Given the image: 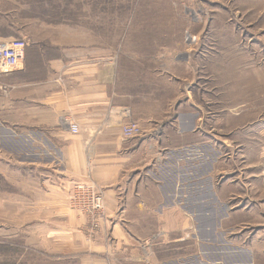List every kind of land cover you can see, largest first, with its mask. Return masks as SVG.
I'll return each instance as SVG.
<instances>
[{
    "label": "crops",
    "instance_id": "0c3cea01",
    "mask_svg": "<svg viewBox=\"0 0 264 264\" xmlns=\"http://www.w3.org/2000/svg\"><path fill=\"white\" fill-rule=\"evenodd\" d=\"M18 30L27 40L24 57L0 70V138H9V158L41 170L43 181L49 178L59 190L49 213L64 214L68 222L80 213L69 205L72 187L94 186L103 213L92 251L103 250L107 231L112 248L128 249L138 263L154 247L152 257L176 264L172 257L181 256L156 253L192 246L194 231L206 228L196 220L214 213L211 206L223 215L235 208L230 193L214 190L217 161L206 151L226 143L220 116L210 115V97L201 92L203 81L188 75L189 55L171 62L163 96L161 73L134 60L128 49L117 55L113 47L36 39L0 14V40L18 36ZM129 119L143 127V135L122 136ZM71 121L77 132L70 130Z\"/></svg>",
    "mask_w": 264,
    "mask_h": 264
},
{
    "label": "rangeland",
    "instance_id": "374dc122",
    "mask_svg": "<svg viewBox=\"0 0 264 264\" xmlns=\"http://www.w3.org/2000/svg\"><path fill=\"white\" fill-rule=\"evenodd\" d=\"M5 12L36 39L113 47L117 55L128 49L161 73L163 96L171 62L189 55L188 75L203 81L201 92L210 97V115L220 116L226 143L206 151L217 161L214 190L230 193L235 210L223 215L211 206L214 213L195 217L207 229L194 231L192 246L156 255L181 256L172 257L176 264H264V0H0ZM18 31L13 38H22ZM3 136L0 264H171L169 257H152L154 247L138 263L128 249L112 248L107 231H101L103 250L92 251L101 218L80 212L76 225L49 213L59 190L43 181L41 170L10 159ZM186 252L192 256L182 257Z\"/></svg>",
    "mask_w": 264,
    "mask_h": 264
},
{
    "label": "built area",
    "instance_id": "2783aa9c",
    "mask_svg": "<svg viewBox=\"0 0 264 264\" xmlns=\"http://www.w3.org/2000/svg\"><path fill=\"white\" fill-rule=\"evenodd\" d=\"M27 40L25 38H11L0 40V70H10L24 57ZM70 130L77 132L78 124L70 123ZM143 127L135 120L129 119L121 126L123 137L129 138L143 135ZM69 205L89 217H101L103 210V198L94 186L77 183L69 194Z\"/></svg>",
    "mask_w": 264,
    "mask_h": 264
}]
</instances>
